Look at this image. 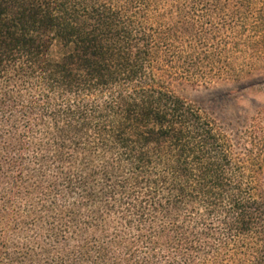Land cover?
<instances>
[{
    "label": "trees",
    "instance_id": "16d2710c",
    "mask_svg": "<svg viewBox=\"0 0 264 264\" xmlns=\"http://www.w3.org/2000/svg\"><path fill=\"white\" fill-rule=\"evenodd\" d=\"M255 75L264 0H0V264H264V107L176 91Z\"/></svg>",
    "mask_w": 264,
    "mask_h": 264
},
{
    "label": "rangeland",
    "instance_id": "374dc122",
    "mask_svg": "<svg viewBox=\"0 0 264 264\" xmlns=\"http://www.w3.org/2000/svg\"><path fill=\"white\" fill-rule=\"evenodd\" d=\"M264 78V75H255L250 80L240 83H221L210 87L192 86L189 84L177 85L176 91L186 100L211 113L221 125L238 121H245L255 117L257 111L264 107V93L260 90L247 89L242 94L239 91L256 80ZM235 92V100L226 102L227 94Z\"/></svg>",
    "mask_w": 264,
    "mask_h": 264
}]
</instances>
